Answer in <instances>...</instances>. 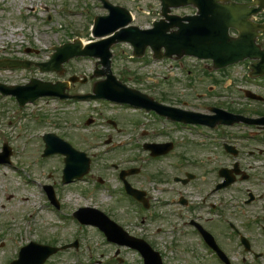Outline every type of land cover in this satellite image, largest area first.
<instances>
[{"label":"rangeland","instance_id":"374dc122","mask_svg":"<svg viewBox=\"0 0 264 264\" xmlns=\"http://www.w3.org/2000/svg\"><path fill=\"white\" fill-rule=\"evenodd\" d=\"M114 1L131 9L133 23L141 28L148 27L151 19L159 18L158 0ZM173 11L179 15L195 12L191 7ZM106 13L99 0H0V59L48 61L55 45L75 38L93 40V17ZM12 32L15 38L9 39ZM111 50L115 75L162 103L205 114L209 113L210 105H218L229 112L242 110L249 117L256 116L257 107L264 109L241 97L245 89L264 96V79L257 83L241 80L244 68L240 63L222 70H214L211 61L186 57L154 64L148 63L150 54L145 59L131 58L132 47L127 43H116ZM96 60L75 57L64 63L62 72H41L34 65L0 68V82L23 85L30 78L55 82L77 75L88 77L87 82L72 83L67 91L92 92L94 83L103 78H90ZM220 93L223 96H218ZM200 127L175 125L128 105L102 100L45 97L20 108L13 97L0 95V152L5 142L12 148L11 163H0V264H12L30 241L60 246L76 239L77 249L59 251L44 264H118V259L126 264H142L136 250L106 241L92 225L80 228L72 214L85 206L105 212L131 234L153 244L160 250L164 264H221L188 226L180 229L182 224L175 218L180 210L190 215L198 213L203 218L216 232L233 264H264V185L255 179L237 180L225 189L212 190L220 180L217 169L229 167L233 162L220 144L233 138L239 140L241 135L245 140L242 142L258 141L264 148V130L245 124ZM253 128L256 130H250ZM47 132L86 152L91 158L89 173L73 183L63 184L64 156L43 157L42 136ZM249 132L252 137L247 140ZM166 141L174 143L169 155L151 157L142 146ZM178 152L183 158L176 156ZM241 162L254 163L247 157ZM130 168L139 171L127 176L128 180L148 190L155 200H162V204L157 203L161 218L138 220L137 209L119 191L123 188L119 170ZM257 169L264 173V168ZM187 172L195 174V178L186 184L175 181L174 177L183 178ZM99 178L102 183H98ZM45 184L54 187L59 208L47 199ZM249 192L257 197L252 203L246 202ZM181 196L188 198L195 211L180 207L177 202ZM226 218L249 238L253 250L259 253L257 257L244 249L225 224Z\"/></svg>","mask_w":264,"mask_h":264},{"label":"water","instance_id":"95a60500","mask_svg":"<svg viewBox=\"0 0 264 264\" xmlns=\"http://www.w3.org/2000/svg\"><path fill=\"white\" fill-rule=\"evenodd\" d=\"M162 4L161 15L163 18L154 22V26L148 29H141L135 25H128L132 22L131 13L122 7L108 4L110 14L107 16H98L95 19L93 35L99 38L97 41L89 42L84 46L80 39L73 43H66L56 47V52L48 62L36 63L42 71L62 72L63 63L76 56H94L100 58L99 64L102 65L95 72L96 76H102L104 79L97 81L93 86V93L86 95H75V98H106L117 102L131 103L133 105L143 106L148 109H155L161 114L169 115L177 120L185 122H198L211 126L216 124L211 122L206 115L199 113L184 112L168 106L150 98L136 89L129 87L117 78L111 68V47L119 42H129L134 47V55L141 57L144 55L146 48L149 46L154 55L161 57H182L184 55L196 56L199 58H211L214 67L221 68L228 64L238 62L247 57L259 59L256 69L259 72L264 70V50L256 44L257 29L264 28V25H257L250 21L251 16L257 13L260 8L264 7V0H258V8H250L247 4L222 3L221 0H160ZM254 4V3H253ZM192 5L198 9L194 15L180 16L172 14V8H179ZM239 30L237 37L229 35L230 28ZM164 49V52H162ZM30 61L19 60H2L0 67H29ZM261 70V71H260ZM259 74V73H255ZM71 82H86L87 77L80 79L78 76H71ZM69 81H42L32 79L26 85L7 86L0 83V91L4 94H12L17 97L20 104L23 105L28 101H34L38 97L51 95L61 98L71 97L66 93L69 87ZM217 117L221 122L234 123L236 121H245L247 123L258 122V119L246 118L240 115L227 114L220 110ZM91 122V121H89ZM46 149L44 155L61 152L67 155L64 169V182H70L75 177H82L90 167V159L84 152L75 150L69 143L59 138L53 133L44 135ZM166 144L149 145L154 150L155 155L163 153ZM9 153L6 154V159ZM134 170L124 171L121 175L133 173ZM128 189L137 196L143 193L132 190L129 185ZM53 197V193L51 192ZM55 201V200H54ZM97 218L84 219L79 213H76L82 220L87 223H94L107 231L111 239L112 234L108 230L109 223L112 227L118 228L120 236L126 234L114 222L109 220L102 212L92 209ZM119 236V235H118ZM120 242H126L135 246L151 258L147 264H162L158 253L154 252L149 245L142 240L133 239L126 241L123 238L118 239ZM135 241L142 243L137 244ZM142 248H141V246ZM31 247H40L43 250L38 257L19 260L14 264H42L45 259L57 248L48 246H38L33 244L25 249L28 252Z\"/></svg>","mask_w":264,"mask_h":264},{"label":"flooded vegetation","instance_id":"af4514ba","mask_svg":"<svg viewBox=\"0 0 264 264\" xmlns=\"http://www.w3.org/2000/svg\"><path fill=\"white\" fill-rule=\"evenodd\" d=\"M110 1L113 2L114 4H119L118 1L117 2L114 1V0H110ZM252 1H254V0H224V2H237V3H251ZM257 21H258V23H264V11H262L258 15ZM259 41H260L261 45L264 46V32H261V36L259 37ZM251 63H252L251 61L241 63V65L244 68V71L241 74V80L245 79V81L248 82V83H257V82L261 81L262 79H264V77H262V78H253V79L249 78V77H245V76H248V74H249V68L251 66ZM218 96H223V93L218 94ZM241 97L246 98L245 95H244V91L241 94ZM246 99H249V98H246ZM249 100L253 101L257 105L264 106V99L263 100L249 99ZM173 106H175V105H173ZM210 108H221V107L218 106V105H210L208 107L209 111H210ZM254 112H255V115H256L255 117L261 118V117L264 116V109L261 108V107H257V109ZM209 113L210 114H214L212 111H210ZM232 113L244 115L242 110H235ZM159 118L166 119V117H161V116H159ZM173 124L177 125V124H181V123L173 122ZM238 124L242 125V124H245V123L238 122L236 124H233V126L234 125H238ZM245 125L251 126V127H257V128H260V129L264 130V123H260V124H245ZM221 126H226V125H221ZM233 126H227V127H233ZM250 130H256V129L253 128V129H250ZM252 132H249V134H251ZM240 137H242V138H240ZM238 139L239 140H235L233 138V141L227 142L229 145L234 146V149H235L234 153H230V152H228L226 150L225 143H221L220 144V147H221L223 153L226 154L229 157V159L233 160V162L231 163V165L229 167H223V168H226L228 170V173H229L230 177H233L236 180L235 182H237V180L238 181H249V180H254L255 179V181H259V183L264 185V173H262L260 170L257 169V168H259V169L264 168V148L261 147V143L258 142V141H255V143H244V142H242V141H245V140H242V139H244V137L241 136V135H238ZM247 140H250V139H247ZM173 145H174V143H173ZM245 149H247L246 152L244 151ZM173 150H174V147L168 153V155L171 154L173 152ZM180 154L181 153L178 152L176 154V156H179ZM246 157L252 159V161H254V163L253 164L249 163L248 165L243 164L241 162V160H243ZM256 162H258V163L256 164ZM255 170H256V173H254ZM216 172H218V169H217ZM145 191H146V195H147V197L149 199V208L145 209V213L146 214H145V217L143 219V222H145L147 220L150 221L152 219L156 220L159 217L161 218L159 213H157V211H158L157 208H156L157 204L153 201V198L151 197V194L148 192V190L145 189ZM181 197H183L185 200H187V206L185 208H187V210L189 209V211L193 210L192 207H191V202L188 200V198H185L184 196H181ZM248 198H249V193H248ZM256 199H257V197L254 194H252V198H250L249 200H246V202L250 201V202H247V203H252ZM173 201H175V200H173ZM181 208H184V207H181ZM193 211H195V210H193ZM175 218L179 222V224H182L181 225L182 227L180 228L182 231L184 230V227L188 226V229L192 230L193 234L195 235L196 239H198L200 244H202L205 247V249L210 250L214 254V252L211 250V248H209L207 246V244L205 243V240L202 237L200 231L198 230V225L196 224L195 221L199 222L205 229H207L208 231L214 233L216 236H217V234H216V232L213 229H211L207 225V223L203 220V218L201 219V217L199 216L198 213H196L195 215L194 214L190 215V214L183 213L180 210V211H177L175 213ZM224 222L236 234L237 238H239V231H237L238 228L236 227V225L233 222H231L230 220H228L227 218L224 220ZM160 230L161 229L159 228V231ZM251 251L255 252L253 250V248H252ZM231 264H233V263H231Z\"/></svg>","mask_w":264,"mask_h":264},{"label":"bare ground","instance_id":"6f19581e","mask_svg":"<svg viewBox=\"0 0 264 264\" xmlns=\"http://www.w3.org/2000/svg\"><path fill=\"white\" fill-rule=\"evenodd\" d=\"M14 32L9 34V39H14ZM83 43H86V41L83 40ZM31 216V215H30Z\"/></svg>","mask_w":264,"mask_h":264}]
</instances>
